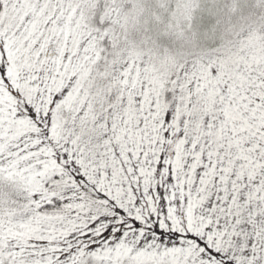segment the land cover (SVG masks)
I'll return each instance as SVG.
<instances>
[{"label":"snow or ice","instance_id":"1","mask_svg":"<svg viewBox=\"0 0 264 264\" xmlns=\"http://www.w3.org/2000/svg\"><path fill=\"white\" fill-rule=\"evenodd\" d=\"M0 264H264V0H0Z\"/></svg>","mask_w":264,"mask_h":264}]
</instances>
